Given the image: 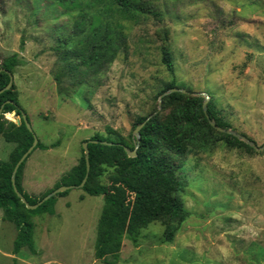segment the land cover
<instances>
[{
  "label": "rangeland",
  "instance_id": "rangeland-1",
  "mask_svg": "<svg viewBox=\"0 0 264 264\" xmlns=\"http://www.w3.org/2000/svg\"><path fill=\"white\" fill-rule=\"evenodd\" d=\"M143 8L138 23L126 22L127 53L94 75L64 69L62 43L78 41L76 13L52 0H0V65L18 57L19 104L38 141L59 142L27 159L22 186L25 180L31 198L39 200L79 164L87 140L130 142L139 117L167 115L158 94L173 79L193 95L211 96L232 130L264 145V0H143ZM15 148L0 137V161H9ZM183 161L188 219L171 242L162 221L142 230L137 243L125 238L116 263L264 264V151L220 142L211 153ZM113 172L106 168L93 184L109 185ZM104 205L102 195L78 187L57 194L49 205L54 213L33 218V247L17 254L18 230L1 211L0 264H96Z\"/></svg>",
  "mask_w": 264,
  "mask_h": 264
},
{
  "label": "trees",
  "instance_id": "trees-1",
  "mask_svg": "<svg viewBox=\"0 0 264 264\" xmlns=\"http://www.w3.org/2000/svg\"><path fill=\"white\" fill-rule=\"evenodd\" d=\"M52 1L67 12L77 14L74 39L78 37V41L75 43L70 39L68 42L67 39L61 46L65 48L64 69L71 73L91 71L96 75L110 67L120 54L128 51L126 22L138 23L145 15L143 0ZM169 56L170 54L166 52L165 64L173 72ZM72 59H75L76 63H71ZM19 65L20 60L16 55L2 62L0 91L9 84V74L13 75L14 68ZM71 76L75 79V75ZM173 88L184 90L173 79L164 86L158 97ZM15 89L16 86L13 85L10 90L0 94L2 110L0 137L8 143L16 144L10 160L0 161V212L4 211V218L13 223L18 230L14 243L17 254L24 247H33L32 232L35 227L33 218L43 213L53 214L54 211L49 205L54 203V197L37 209L29 210L14 190L12 183L14 168L34 143V134L28 130L23 118L26 111L19 104ZM205 100L206 97L193 95L190 90L178 91L164 97L162 111L168 110L167 115L154 111L148 116L139 117L134 123L133 127L136 129L152 116L140 130L139 143L134 133L129 136L130 142L125 139L113 142L101 136L87 140L90 141L88 145L90 171L82 189L91 196L102 195L105 199L95 244L97 260L106 262L107 257H112L114 261L110 264H117L124 239L137 243L141 231L155 221L165 223L167 226L165 237L167 241H173L176 232L190 215L183 200L188 187V180L182 167L186 157L191 154L211 153L220 142L232 149L255 152L244 141L233 135L218 132L210 125L203 109ZM12 113H16V117L20 118L19 124L5 118L6 114H10L11 118ZM208 114L219 126L232 129L228 122L219 117L211 96L208 101ZM27 119L30 122L29 116ZM58 145L59 142L46 146L39 141L34 151L49 150ZM137 145L136 156L130 157L128 152H133ZM82 152L79 164L66 173L54 188L39 200L31 198L22 186V170L27 158L16 174L15 184L18 191L30 205H35L61 186L78 187L87 174L83 148ZM106 168L114 170L110 184L94 185L93 182ZM67 193L68 191L59 195Z\"/></svg>",
  "mask_w": 264,
  "mask_h": 264
},
{
  "label": "water",
  "instance_id": "water-1",
  "mask_svg": "<svg viewBox=\"0 0 264 264\" xmlns=\"http://www.w3.org/2000/svg\"><path fill=\"white\" fill-rule=\"evenodd\" d=\"M3 72V69H0V74ZM10 75V82L9 84L0 91V94L4 93L5 91H8L10 90L13 85H14V78H13V75L12 74H9ZM178 91H181V92H186V90H183V89H177V88H173V89H170L168 91H166L165 93H163L161 96H160V99H159V110L161 109V104H162V101H163V98L168 96L169 94L171 93H175V92H178ZM206 97V100L204 101L203 103V109H204V112H205V115L210 123V125L215 128L218 132H221V133H225V134H229V135H233L235 136L236 138H238L239 140L241 141H244L245 143H247L248 145H250L254 150H256L257 152H262L264 151V145L263 146H258L256 142L252 141L251 139H249L248 137H246L245 135L243 134H239L237 133L236 131L232 130V129H227V128H223L221 126H219L215 120L211 119V117L209 116L208 114V101H209V96L208 95H205ZM2 113V110L0 109V115ZM158 113V111L156 112ZM155 113V114H156ZM11 118L13 119L15 116H16V113H12L11 114ZM8 117L10 118V115H8ZM152 117V116H151ZM151 117H149L147 121H149L151 119ZM23 118H24V121L26 123V126L28 128V130L33 133V129L31 127V124L29 122V120L27 119V114L26 113H23ZM146 122L142 123L141 125L137 126L136 129L134 130V136L137 138L138 140V143L140 142V138H141V135H140V130L144 127V125L146 124ZM20 123V122H19ZM34 134V133H33ZM38 138L36 137V135L34 134V143L33 145L31 146V148L23 155V157L19 160V162L16 164L15 168H14V172H13V176H12V183H13V186H14V190L16 192V194L18 195V197L21 199V201L26 205V207L29 209V210H35L37 209L40 205H42L44 202L48 201L49 199H51L52 197L56 196L57 194H60V193H64L72 188H75L74 186H61L55 190H53L52 192H50L49 194H47L42 200H40L37 204L35 205H30L27 200L25 199V197L18 191L17 187H16V184H15V181H16V174H17V171L19 169V167L21 166V164L28 158V156L34 151V149L36 148L37 144H38ZM90 141H86L83 143V149L85 151V159L87 161V174H86V177L85 179L83 180L82 184H80L78 186V188H83L87 182V179H88V176H89V171H90V165H89V149H88V145H89ZM105 143V142H104ZM107 144H110V143H107ZM111 145V144H110ZM138 148V145L136 146V149L133 151V152H128L129 156L130 157H135L136 156V150ZM96 264H110V263H107V262H104L102 260H97L96 261Z\"/></svg>",
  "mask_w": 264,
  "mask_h": 264
},
{
  "label": "crops",
  "instance_id": "crops-1",
  "mask_svg": "<svg viewBox=\"0 0 264 264\" xmlns=\"http://www.w3.org/2000/svg\"><path fill=\"white\" fill-rule=\"evenodd\" d=\"M54 186H55V185H54ZM23 187L28 191V189H27V188H28V187H27V182H26L25 180L23 181Z\"/></svg>",
  "mask_w": 264,
  "mask_h": 264
}]
</instances>
